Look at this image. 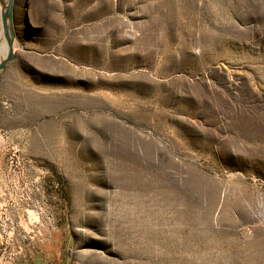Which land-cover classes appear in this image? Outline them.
I'll list each match as a JSON object with an SVG mask.
<instances>
[{
	"label": "rangeland",
	"instance_id": "374dc122",
	"mask_svg": "<svg viewBox=\"0 0 264 264\" xmlns=\"http://www.w3.org/2000/svg\"><path fill=\"white\" fill-rule=\"evenodd\" d=\"M12 24L0 264H264V0H13Z\"/></svg>",
	"mask_w": 264,
	"mask_h": 264
},
{
	"label": "water",
	"instance_id": "95a60500",
	"mask_svg": "<svg viewBox=\"0 0 264 264\" xmlns=\"http://www.w3.org/2000/svg\"><path fill=\"white\" fill-rule=\"evenodd\" d=\"M12 6H13V0H7L6 3L3 4L2 8L0 9V23H1L2 37L8 46L7 55L2 59V61H0V72L14 58V53L12 51V48L15 42V34L12 24Z\"/></svg>",
	"mask_w": 264,
	"mask_h": 264
},
{
	"label": "bare ground",
	"instance_id": "6f19581e",
	"mask_svg": "<svg viewBox=\"0 0 264 264\" xmlns=\"http://www.w3.org/2000/svg\"><path fill=\"white\" fill-rule=\"evenodd\" d=\"M2 34V33H1ZM5 41V40H4ZM2 42L1 45H0V56H3V58L7 55L8 53V46L6 44V42ZM15 44H16V41L14 42L13 44V48H12V51L13 53H15ZM2 61V60H1Z\"/></svg>",
	"mask_w": 264,
	"mask_h": 264
}]
</instances>
